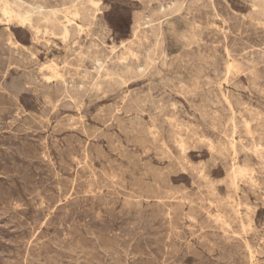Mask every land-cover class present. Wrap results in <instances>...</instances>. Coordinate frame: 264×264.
Masks as SVG:
<instances>
[{"label": "rangeland", "instance_id": "obj_1", "mask_svg": "<svg viewBox=\"0 0 264 264\" xmlns=\"http://www.w3.org/2000/svg\"><path fill=\"white\" fill-rule=\"evenodd\" d=\"M3 1L0 264H264V8Z\"/></svg>", "mask_w": 264, "mask_h": 264}, {"label": "bare ground", "instance_id": "obj_2", "mask_svg": "<svg viewBox=\"0 0 264 264\" xmlns=\"http://www.w3.org/2000/svg\"><path fill=\"white\" fill-rule=\"evenodd\" d=\"M258 4H260L264 8V0H256ZM15 3V2H14ZM94 4V0H69L68 5L64 9L63 16L60 17L57 13V10H50L46 8L45 6L39 5L36 7H32V9L24 12L19 13L15 11L10 6L9 0H4L3 4L1 6V10L3 13L8 14L9 17H15L18 18L20 21L29 20L31 19V16L33 14H36L38 16H41V18L44 19V25L45 26H51L55 25L63 34V36H67L69 32V24L71 21V18L69 17V14L71 16H77L83 15L84 13H87L89 8L92 7L91 5ZM96 4V3H95ZM255 6V5H254ZM62 14V13H61ZM63 18V20H62ZM76 18V17H75ZM37 27V26H36ZM39 29V28H38ZM45 29H48L45 27ZM7 31V30H6ZM11 42V41H10ZM26 48V47H25ZM155 52V51H154ZM10 58V57H9ZM5 75V74H4ZM64 81V80H63ZM118 108V107H117ZM136 117V116H135ZM179 142V141H178ZM180 143V142H179ZM178 144V143H177ZM181 146V145H180ZM158 154V153H157ZM183 154V153H181ZM183 156V155H181ZM158 159V158H157ZM239 173V172H238ZM206 176V175H205ZM111 183V182H110ZM204 187V186H203ZM206 187V186H205ZM208 195V194H207ZM196 196V195H195ZM199 196V195H198ZM209 200V199H208ZM184 203V202H183ZM215 206V205H214ZM212 213V212H211ZM214 216V215H213ZM194 223V222H193ZM195 226V225H194Z\"/></svg>", "mask_w": 264, "mask_h": 264}, {"label": "clouds", "instance_id": "obj_3", "mask_svg": "<svg viewBox=\"0 0 264 264\" xmlns=\"http://www.w3.org/2000/svg\"><path fill=\"white\" fill-rule=\"evenodd\" d=\"M214 167H215V165H214ZM205 174L208 176V179L209 180H212L213 178L211 177V175H210V171L207 169V165H205Z\"/></svg>", "mask_w": 264, "mask_h": 264}]
</instances>
